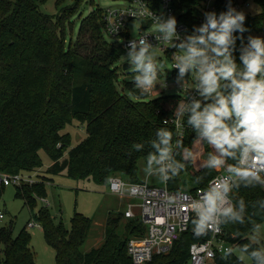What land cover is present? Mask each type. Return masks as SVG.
<instances>
[{"label":"trees","instance_id":"obj_1","mask_svg":"<svg viewBox=\"0 0 264 264\" xmlns=\"http://www.w3.org/2000/svg\"><path fill=\"white\" fill-rule=\"evenodd\" d=\"M45 1L0 0V173L25 174L41 169L39 150L43 148L51 159V164L41 173L44 179L46 174L65 171L70 177L91 178L107 186L109 177L114 174L130 182H140L138 162H146L147 154L153 150L148 141L156 138L157 129L172 131L173 144L180 139L184 147L190 146L196 132L187 125V114L183 122L180 121L181 129L174 121L180 95L140 96L134 81L125 82L124 87L138 96L133 99L117 88V71L112 65L123 49L106 39L103 9L97 6L80 20L73 42L71 38L66 39V24L72 30L71 17L79 14L81 3L93 0H74L72 5L60 8L62 0H57L55 17L41 10L40 4ZM200 1L173 0L177 13L188 9L179 19H194L192 10ZM254 1L260 4L261 10L256 14L245 13L244 27L248 30L243 33V44L239 38L236 40L233 54L238 65H241V49L248 45L247 38L253 32L264 33V0ZM221 5L223 11H227V6ZM80 35L83 39L78 42ZM94 45L96 47L91 48ZM73 119L85 122L86 136L69 148L70 134L61 131ZM165 119L167 124L163 122ZM136 143L144 144L141 151L133 149ZM205 149L208 157L207 144ZM179 151L174 149V152ZM175 158L180 160L181 156ZM184 163L185 170L168 181L170 189L179 188V177L184 173L194 183L191 189L205 186L217 174L206 167L194 169L190 158ZM227 163L236 161L229 159ZM199 176H203V181L197 184L195 180ZM4 186L0 184V195ZM23 189L25 193L16 186V195L23 198L32 218L40 224L46 242L55 251V264H134L126 243L131 235L144 233V224L138 218H126L123 212L109 215L102 242L83 251L81 245L87 237L90 218L76 211L70 218L71 228L67 229L62 222H54L47 206L34 210L36 198L31 194L35 192L44 197V184ZM234 196L235 199L245 198L251 215L260 210V206L257 204L253 209L250 202L264 198V189L241 187ZM123 217L126 221L121 223ZM262 222L264 211L251 216L245 226L222 225L223 237L238 247L251 243L252 249H258L261 246L250 238V229L253 224ZM237 231L240 235H234ZM207 237L209 233L194 236L190 222L189 228L179 235L167 253L154 255L144 264H186L190 244ZM0 240L4 246L0 249L3 264H43L35 260L30 246L31 234L25 228L12 236L11 228L2 226ZM223 254H217L213 261L241 264L236 254L222 259ZM243 264L252 262L243 261Z\"/></svg>","mask_w":264,"mask_h":264},{"label":"clouds","instance_id":"obj_2","mask_svg":"<svg viewBox=\"0 0 264 264\" xmlns=\"http://www.w3.org/2000/svg\"><path fill=\"white\" fill-rule=\"evenodd\" d=\"M205 17V22L195 29L196 35L176 44L180 39L176 18L153 16L158 33L155 39L170 42L171 47L179 49L173 54L174 68L179 69L180 79L192 70L197 81L195 88L201 97L189 105L181 99L174 116L183 122L187 114V125L196 132V139L215 150V154L209 152L201 167L223 169L227 173L210 180L198 199L186 201L189 211L194 213V218L190 219L196 237L219 233L221 225L245 226L251 216L264 211V198L250 202L253 209L259 204L260 210L249 215L245 198L235 199L234 196L241 187L264 189V38H247L248 45L242 47L241 65H238L233 54L236 40L239 38L243 44V33L248 30L244 27V11L232 7L228 0L227 11L206 12ZM111 30L117 33L119 27L113 26ZM237 32L239 37L235 35ZM147 36L129 41V50L124 56L140 96L152 95L165 72V64L158 60L155 46L147 41ZM172 139V131L159 128L156 138L148 141L153 150L146 156V176H156L167 183L185 170L184 161L193 153L183 146L182 140L173 144ZM132 147L141 151L144 144L136 143ZM174 149L180 151L174 152ZM176 155L181 159L177 160ZM229 159L236 163L228 164ZM202 181L203 176H199L195 183ZM261 228V223L253 224L250 231L256 234ZM234 235L240 233L237 231ZM238 253L241 264L245 258L252 264H264V247L252 249L251 243H245L239 245ZM234 254L233 249L228 248L221 258Z\"/></svg>","mask_w":264,"mask_h":264},{"label":"built area","instance_id":"obj_3","mask_svg":"<svg viewBox=\"0 0 264 264\" xmlns=\"http://www.w3.org/2000/svg\"><path fill=\"white\" fill-rule=\"evenodd\" d=\"M125 2V5L108 7L103 10L105 34L127 51L129 50V41L147 34V41L171 59L170 76L167 75L165 69V72L160 76V83L155 86V92L149 96L155 97L168 93L166 90L169 87L177 86L178 89L174 94L180 95L185 105L191 104L194 99L201 98L195 88L197 81L194 80L192 73L190 74L192 70H189L182 79L178 78L180 73L178 68H174L173 54L178 53L179 49L171 47L170 42L155 39L158 33L155 28L150 29L155 25L153 16L164 18L174 16L176 18V32L180 39L175 43L179 44L181 41H185L188 36L197 34L195 29L205 22L206 12L214 11L217 14L223 12L221 4L228 7V0H201L192 10L195 15L194 19L189 20L179 19L188 9L184 8L177 13L173 0H157L156 2L154 0H125ZM231 3L232 7L247 13L245 8L249 6V0H231ZM133 19L138 20V28L144 30L137 36L132 35L129 27V22ZM113 26L119 27L117 33L111 30ZM158 75H160L159 72ZM174 121L181 129L180 120L175 118ZM220 175H227V173L218 172L210 180ZM32 180V177L22 173H0V184L4 185ZM167 183L159 186L150 183L147 179L130 182L118 174L109 177V191L131 199L123 211L124 217L138 218L145 227L142 235H131L126 243L127 252L134 264H144L150 261L154 255L165 254L171 249L179 235L189 228L190 218L194 217V213L189 211L186 201L198 199L200 191L206 189L209 182L205 186L193 189L188 187L176 190L170 189ZM169 198H171V202H169ZM42 199L47 201L44 197ZM0 217H3L1 211ZM28 224L34 225L30 221ZM221 229L219 233L209 232V237L202 241L192 242L189 246V260L186 264H207L217 254L232 248L233 244L227 242L223 237L222 225Z\"/></svg>","mask_w":264,"mask_h":264},{"label":"rangeland","instance_id":"obj_4","mask_svg":"<svg viewBox=\"0 0 264 264\" xmlns=\"http://www.w3.org/2000/svg\"><path fill=\"white\" fill-rule=\"evenodd\" d=\"M56 2L57 0H46L44 3L40 4V8L43 12L55 17L58 13ZM73 3L74 0H62L59 8L72 5ZM125 4V0H93V2L81 3L78 9L79 14L75 13L70 19L72 30L70 29V26L66 24V39L68 40L71 38L73 42L75 41L80 20L87 17L97 6L104 10L108 7ZM260 10V4L254 0H249V6L245 8V12L249 14H256ZM129 27L132 35L137 36L141 32H144V30L138 28V20H131L129 22ZM152 28L156 29V25L150 27V29ZM105 37L108 41H113V39L106 34ZM251 37L264 38V33L253 32ZM82 39L81 35L78 36V42H81ZM95 47V45L91 46V48ZM154 51L158 60L165 64L166 73L170 76L172 70L171 59L158 49L154 48ZM127 52V50H123L112 65L117 71L116 86L121 92L128 94L133 99H138L137 95L131 93L127 87H124L125 82L134 81L132 80L133 74L129 71L130 66L127 69H123V64L127 63L124 57L127 56ZM191 73L192 72L190 71V74ZM178 78H180V76H178ZM177 89V86H172L169 87L166 92L175 93ZM61 132H68L70 134L69 148H71L86 136L85 122L73 119L70 123H67L64 126ZM206 144V142L194 139L190 146L185 147L193 153V156L190 157V159L192 162L191 165L194 169H200L202 163L208 159L207 150L205 149ZM209 150L215 154V150L210 146ZM39 154L42 159L41 169L39 168L38 170L25 173V175H29L33 178L32 181H22L19 184L10 183L3 187L0 195V211L3 214V217H0V228L2 226L10 227L12 236H16L21 229L25 228V230L31 234L30 246L35 252V260L43 264H55V251L53 247L46 242L40 224L32 218V212L29 206L25 204L23 198L16 195V186L21 187L22 191L25 193V190L23 189L24 187L30 188V186L35 184H44V198L47 201L42 199L43 196L37 195V193L33 192L31 195L36 198L34 210H38L42 206H47L54 222H62L67 229L71 228L70 218L74 212L77 211L87 215L91 220V225L87 237L81 245L83 251L96 247L102 242L105 222L108 216L123 212L127 203L131 199L127 196H118L111 193L106 184H98L91 178L76 179L68 176L65 171L57 174H46L47 178L44 179L41 177V173L51 164V159L48 156L47 151L43 148L39 150ZM138 167V173L141 180L147 179L149 182L159 186L164 184L156 176H146L144 172L146 162L144 160L138 162ZM221 171L224 170H215V173ZM178 184V189H187L194 183L191 181L190 176L187 173H184L180 175ZM29 221L33 222L34 225H29ZM124 221H126V218H121L120 222L123 223ZM261 224V231L256 234L252 233L250 238L253 241L258 242L261 247H264V222ZM3 247L4 246L0 240V249L2 250ZM232 249L238 256V246L233 245ZM244 261L251 262L247 258H245ZM0 264H3V262H0ZM207 264L216 263L211 260L208 261Z\"/></svg>","mask_w":264,"mask_h":264},{"label":"water","instance_id":"obj_5","mask_svg":"<svg viewBox=\"0 0 264 264\" xmlns=\"http://www.w3.org/2000/svg\"><path fill=\"white\" fill-rule=\"evenodd\" d=\"M130 65L128 63L123 64V69H127Z\"/></svg>","mask_w":264,"mask_h":264},{"label":"crops","instance_id":"obj_6","mask_svg":"<svg viewBox=\"0 0 264 264\" xmlns=\"http://www.w3.org/2000/svg\"><path fill=\"white\" fill-rule=\"evenodd\" d=\"M145 180V179H144ZM151 183V182H150ZM153 184V183H152Z\"/></svg>","mask_w":264,"mask_h":264}]
</instances>
